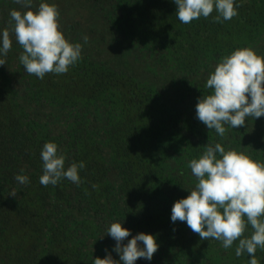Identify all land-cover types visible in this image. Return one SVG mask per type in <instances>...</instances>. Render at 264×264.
Segmentation results:
<instances>
[{"label": "trees", "instance_id": "obj_1", "mask_svg": "<svg viewBox=\"0 0 264 264\" xmlns=\"http://www.w3.org/2000/svg\"><path fill=\"white\" fill-rule=\"evenodd\" d=\"M47 2L58 6L66 38L82 44V58L65 74L29 75L14 33L0 56V264H93L109 253L118 261L107 234L113 222L131 230L124 244L140 232L156 237L153 258L135 264H248L247 253L235 254L238 241L224 249L201 240L186 222L173 223L171 210L194 188L188 162L207 144L264 162V116L225 125V138L196 117L222 57L248 46L264 55V0H236L228 21L215 22L213 12L189 24L174 0ZM12 9L20 5L0 0V36ZM49 141L66 155L65 169L85 163L79 185H41ZM17 174L29 183L18 184ZM256 257L264 264V250Z\"/></svg>", "mask_w": 264, "mask_h": 264}, {"label": "clouds", "instance_id": "obj_2", "mask_svg": "<svg viewBox=\"0 0 264 264\" xmlns=\"http://www.w3.org/2000/svg\"><path fill=\"white\" fill-rule=\"evenodd\" d=\"M20 9L9 13V27L0 36V56H6L12 48L11 34L23 51L20 63L29 75L43 79L46 74H65L82 58V44L71 42L64 35L60 24V10L55 3L42 0L33 7V0H14ZM176 16L183 24L201 17L207 19L213 12L215 22L231 20L238 15L236 0H174ZM89 37L83 36L85 44ZM6 61L0 58V65ZM206 88L211 93L202 96L196 104V117L209 130L214 129L225 138L227 128L243 127L246 119L264 116V55L251 46L237 48L222 57L207 80ZM43 186L57 185L68 179L79 185L83 161H75L65 169L66 155L55 142H46L41 150ZM196 179L190 194L174 202L171 221L186 222L201 240L214 239L224 249L232 247L237 257L247 253L248 264H260L257 249L264 250V162L253 159L244 151L229 148L217 142L207 144L199 158L188 162ZM24 170L21 169V172ZM20 185L29 183L24 174H17ZM96 185H93L95 188ZM11 196H17L13 189ZM251 228V234L245 235ZM107 234L116 241L114 250L119 260L109 253L104 258L95 257L93 264H135L140 259L151 260L158 250L156 237L140 232L131 235V230L122 222H113Z\"/></svg>", "mask_w": 264, "mask_h": 264}]
</instances>
